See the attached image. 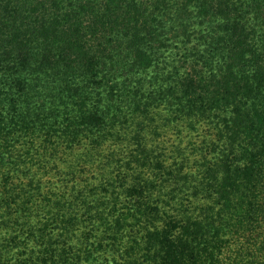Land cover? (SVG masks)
<instances>
[{"label":"trees","instance_id":"1","mask_svg":"<svg viewBox=\"0 0 264 264\" xmlns=\"http://www.w3.org/2000/svg\"><path fill=\"white\" fill-rule=\"evenodd\" d=\"M0 264H264V0H0Z\"/></svg>","mask_w":264,"mask_h":264}]
</instances>
